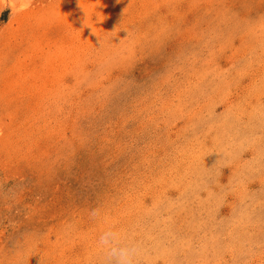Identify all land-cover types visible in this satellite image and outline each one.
I'll use <instances>...</instances> for the list:
<instances>
[{
  "label": "rangeland",
  "instance_id": "374dc122",
  "mask_svg": "<svg viewBox=\"0 0 264 264\" xmlns=\"http://www.w3.org/2000/svg\"><path fill=\"white\" fill-rule=\"evenodd\" d=\"M264 264V0H0V264Z\"/></svg>",
  "mask_w": 264,
  "mask_h": 264
},
{
  "label": "clouds",
  "instance_id": "9594fccd",
  "mask_svg": "<svg viewBox=\"0 0 264 264\" xmlns=\"http://www.w3.org/2000/svg\"><path fill=\"white\" fill-rule=\"evenodd\" d=\"M101 264H141V251L135 243L126 242L121 232L111 227L98 236Z\"/></svg>",
  "mask_w": 264,
  "mask_h": 264
}]
</instances>
